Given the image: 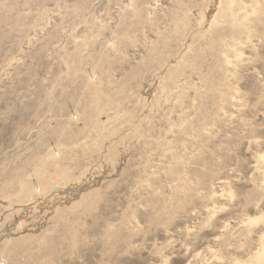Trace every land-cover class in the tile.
<instances>
[{"label": "rangeland", "instance_id": "374dc122", "mask_svg": "<svg viewBox=\"0 0 264 264\" xmlns=\"http://www.w3.org/2000/svg\"><path fill=\"white\" fill-rule=\"evenodd\" d=\"M0 264H264V0H0Z\"/></svg>", "mask_w": 264, "mask_h": 264}]
</instances>
